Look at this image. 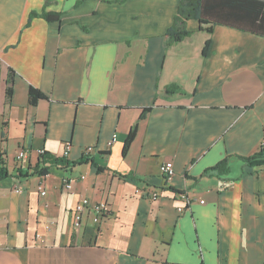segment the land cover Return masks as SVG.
Segmentation results:
<instances>
[{
	"label": "crops",
	"instance_id": "crops-1",
	"mask_svg": "<svg viewBox=\"0 0 264 264\" xmlns=\"http://www.w3.org/2000/svg\"><path fill=\"white\" fill-rule=\"evenodd\" d=\"M177 3L0 0V264H264V167L242 159L264 146V37L190 20L167 46ZM41 11L62 15L29 23ZM66 149L33 174L39 150ZM82 198L108 216L77 214Z\"/></svg>",
	"mask_w": 264,
	"mask_h": 264
},
{
	"label": "trees",
	"instance_id": "trees-1",
	"mask_svg": "<svg viewBox=\"0 0 264 264\" xmlns=\"http://www.w3.org/2000/svg\"><path fill=\"white\" fill-rule=\"evenodd\" d=\"M61 15L58 12H32L29 16V23L33 18L38 17L51 23L59 21ZM190 20L197 22L200 32L204 31L211 34L216 25L231 27V29L246 31L247 33L264 37V0H179L176 15L170 28L164 34L167 39V46L174 45L192 34V32L187 30V22ZM13 76L14 72L10 70L7 76L8 86L5 92L8 103L13 92ZM180 91V88L175 85L165 88V92L168 95ZM43 99H45V96L41 94L40 90L33 87L30 88L28 93L30 105L34 106ZM152 107L145 108L141 116L143 117L147 112H150ZM136 128L137 124L130 127L125 137L122 147L123 155L128 152L130 144L135 139ZM242 159L246 167H264V146H261L253 155L246 158L242 157ZM80 161L84 162L85 157H81ZM65 162L66 157L54 158L53 155L46 153V155L40 157L38 164L33 168V174L43 177L49 172L50 168L58 167ZM2 171H0V174L3 176L4 173ZM228 172L227 159H224L214 167L205 170L203 175L215 177L223 174L227 175Z\"/></svg>",
	"mask_w": 264,
	"mask_h": 264
},
{
	"label": "built area",
	"instance_id": "built-area-1",
	"mask_svg": "<svg viewBox=\"0 0 264 264\" xmlns=\"http://www.w3.org/2000/svg\"><path fill=\"white\" fill-rule=\"evenodd\" d=\"M115 140V135L113 136L111 142L108 143V146L113 143V141ZM91 152V149H88L86 151V154L89 155V153ZM39 154L40 157L46 155L45 150H39ZM68 155V149L65 150L64 152V157H67ZM24 156H26V154L20 150L18 152V154L16 155V159L17 160H21L24 158ZM160 173L163 175V179L165 182H167L171 176H173L174 173V169H173V165L171 162H163L160 165ZM73 182L71 180H68V178H63V188L66 191H70L73 188ZM40 189V188H38ZM15 192H19L18 189H15ZM159 192L160 191H151L149 192V197L151 199H157L159 197ZM41 195H45V192L42 191L40 193ZM200 203H203V201H200ZM108 205L106 203H91L88 199H81L77 205H75V212L77 214H81V213H90L92 214L93 217V223L95 224H99L106 216H108L109 213V209L107 207ZM185 207H177L176 210L178 211V213H182L184 211Z\"/></svg>",
	"mask_w": 264,
	"mask_h": 264
}]
</instances>
